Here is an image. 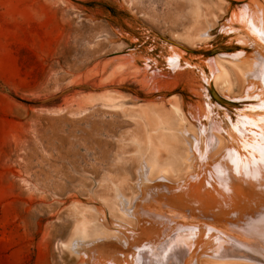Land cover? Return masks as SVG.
Segmentation results:
<instances>
[{
	"label": "water",
	"instance_id": "obj_1",
	"mask_svg": "<svg viewBox=\"0 0 264 264\" xmlns=\"http://www.w3.org/2000/svg\"><path fill=\"white\" fill-rule=\"evenodd\" d=\"M111 34L88 82L26 105L98 93L129 124L116 171L51 202L71 264H264V0H183L175 29L125 0H63Z\"/></svg>",
	"mask_w": 264,
	"mask_h": 264
},
{
	"label": "rangeland",
	"instance_id": "obj_2",
	"mask_svg": "<svg viewBox=\"0 0 264 264\" xmlns=\"http://www.w3.org/2000/svg\"><path fill=\"white\" fill-rule=\"evenodd\" d=\"M159 31L180 24L183 0H125ZM63 0H0V264H71L60 255L70 223L50 195L65 196L77 173L116 171L114 139L129 126L99 106L98 93L41 101L91 80L80 76L110 50L104 21Z\"/></svg>",
	"mask_w": 264,
	"mask_h": 264
}]
</instances>
